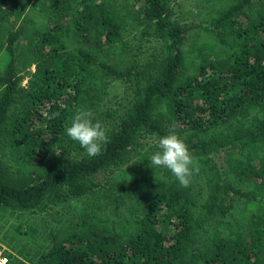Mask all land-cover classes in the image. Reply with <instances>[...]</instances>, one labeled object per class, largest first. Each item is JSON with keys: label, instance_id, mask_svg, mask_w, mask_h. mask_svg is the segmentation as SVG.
Instances as JSON below:
<instances>
[{"label": "trees", "instance_id": "trees-1", "mask_svg": "<svg viewBox=\"0 0 264 264\" xmlns=\"http://www.w3.org/2000/svg\"><path fill=\"white\" fill-rule=\"evenodd\" d=\"M130 37L160 45L155 72ZM115 80L128 106L103 110ZM79 108L96 157L65 134ZM170 133L187 188L151 165ZM0 244L8 264H264V0H0Z\"/></svg>", "mask_w": 264, "mask_h": 264}, {"label": "clouds", "instance_id": "clouds-1", "mask_svg": "<svg viewBox=\"0 0 264 264\" xmlns=\"http://www.w3.org/2000/svg\"><path fill=\"white\" fill-rule=\"evenodd\" d=\"M59 115L58 112L54 113L53 118ZM65 134L78 143L89 157L100 155L108 142L103 123L94 121L92 111L85 108L75 111L70 125L65 128ZM157 147L158 151L150 156L152 167L169 170L182 188L189 187L193 175L199 173L200 167L184 140L170 133L159 138Z\"/></svg>", "mask_w": 264, "mask_h": 264}, {"label": "rangeland", "instance_id": "rangeland-1", "mask_svg": "<svg viewBox=\"0 0 264 264\" xmlns=\"http://www.w3.org/2000/svg\"><path fill=\"white\" fill-rule=\"evenodd\" d=\"M119 2L122 3L123 0H119ZM186 22L194 24L201 23L200 20L196 17L188 18L186 19ZM27 45V41H22L20 43V55L21 53L23 54L24 49L27 47ZM127 49L128 56L130 58L140 63H145L149 68H151V71L147 70L149 72H155L156 68L160 65L163 58V51H161L160 45L151 39H134L133 37H130L127 39ZM130 94L131 90L128 88V86H126L124 82H122L121 80H115L110 87L109 95L104 100L103 110L107 108H118L119 105H124L125 107H127L128 100L130 99ZM11 221L14 222L15 219L13 218L11 219ZM29 223L32 224L33 227H36L39 232L45 230L44 227H42V230L38 227L40 226V221L38 219L32 218ZM176 223L177 220L172 219V221L170 222L161 223L159 229L163 231L164 234L172 237L176 228ZM0 245L5 249V251H8V248L5 247V245Z\"/></svg>", "mask_w": 264, "mask_h": 264}, {"label": "built area", "instance_id": "built-area-1", "mask_svg": "<svg viewBox=\"0 0 264 264\" xmlns=\"http://www.w3.org/2000/svg\"><path fill=\"white\" fill-rule=\"evenodd\" d=\"M0 264H8V258L5 255V249L0 245Z\"/></svg>", "mask_w": 264, "mask_h": 264}]
</instances>
